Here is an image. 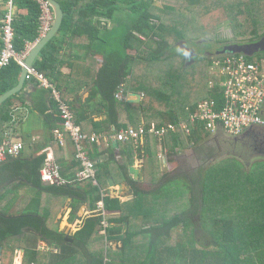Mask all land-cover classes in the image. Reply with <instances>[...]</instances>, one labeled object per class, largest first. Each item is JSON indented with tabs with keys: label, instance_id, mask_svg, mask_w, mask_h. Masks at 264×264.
Here are the masks:
<instances>
[{
	"label": "trees",
	"instance_id": "obj_1",
	"mask_svg": "<svg viewBox=\"0 0 264 264\" xmlns=\"http://www.w3.org/2000/svg\"><path fill=\"white\" fill-rule=\"evenodd\" d=\"M56 1L64 12L60 35L42 50L35 69L61 91L65 88L64 84H57L54 79L57 64L64 63V60H59L60 37L62 36V43L66 39L72 43L71 40L87 38L88 45L85 49L90 46L98 53L104 48L101 52L105 63L97 73L95 85L85 105L90 108V104L97 102L99 114L108 116L102 122L106 126L103 130L109 131V127L114 126L115 134L130 127L139 129L144 125L149 128L154 120L158 122L155 124L157 127L166 122L180 126L183 121L189 120V116L201 102L210 99L215 100L219 108H223L225 93L221 84L224 80L218 75L216 79L213 78L212 74L215 73L207 76L205 86L193 83L186 93L188 81L183 76L189 73L191 77H201L204 70L200 66V59L194 60L196 63L188 67H185V62L181 66L177 63L181 57L179 43L187 42L188 27L193 26L192 31L197 33L198 36L192 34L195 40L201 37H211L210 40H213L217 27L226 22L233 29L235 42L254 43L264 37V0H188L192 11L187 14L176 12L174 8L164 11L152 0ZM214 3L223 8L219 11L210 9L209 6ZM16 8H26L31 15L30 21L22 27L17 19V9L15 10L14 48L17 53L24 54L26 42H37L40 38L42 10L36 0H16ZM111 23L116 26L109 30ZM102 24H106L105 32L99 27ZM171 24L176 26L168 27ZM170 36L175 38L176 44H169ZM3 48L1 30L0 56ZM228 56L236 55H220L218 60L223 61ZM246 59L255 62L250 57ZM263 59L264 55L259 56L256 61ZM212 64L214 62L209 61L207 66ZM142 65L148 70L159 69L164 88L169 86V79L178 75L172 92L142 84ZM164 66L169 67L164 69ZM195 68L197 69L193 72ZM200 69L202 71L197 72ZM21 71L22 67L15 59L9 67L0 70V97L17 86ZM121 91L124 100L117 98ZM129 93L141 94L143 101L139 104L129 103ZM13 99L10 98L0 106V140L4 136L5 124L13 119ZM63 100L77 114V110L65 97ZM174 101L177 102L176 105ZM55 102L57 105L53 106V114L42 112L47 129L52 135L61 123L59 105L56 100ZM160 102H166L168 106L161 109ZM86 106H82L84 113ZM146 108H151L149 111L158 119L153 115L147 119ZM82 119L76 118L75 122L80 126ZM210 136L211 134L198 130L188 137L179 131L165 137L164 149L168 155H178V150L200 144L205 137ZM146 140L145 171L157 183L150 190L145 189L142 182L130 178V168L138 154L132 142H118L120 154L128 158L123 164L117 161L116 147L111 141L108 144L102 143L108 147L110 154L104 162L99 161L101 153L97 146L101 144L88 148L90 158L96 165L97 185L91 180L74 182L76 173L81 170L79 163H76L74 174L68 176L62 171L63 177L72 183L46 186L40 171L49 157L48 153L32 159L9 158L0 163V200L10 194L17 197L20 193L17 188L21 185L35 192V195L30 193V200L16 214L11 211L17 198L0 207V245L25 233L26 236L37 237L38 241L49 246L55 245L61 251L59 256H51V259L49 253L40 252L38 247L28 248L26 264H42L43 260H49L48 264H264V161L246 169L235 156H231L227 160L213 161L209 169L207 167L210 164L207 167L204 165L206 169L204 172L203 167L200 169L203 174L198 180H187L181 175L170 178L169 173L161 174L156 138L148 135ZM226 141L234 140L227 138ZM113 164L115 169L111 168ZM117 173L122 180L131 184L134 190L133 200L124 203L109 195L102 198L104 184L108 185L111 178L115 180ZM184 178L189 184L191 197L182 192L175 193L180 188L172 189L174 183L182 186L186 182ZM46 194L53 199H71L74 218L79 204L87 203L95 211L98 202L103 200L108 213H119L110 223L129 224L125 233L122 228L115 226L108 229V236L122 233L121 247H112L108 252L109 257L105 258V236L100 234L102 217L98 214L87 219L84 227L73 237L67 238L59 231L58 224H54L57 212L43 209V197ZM189 199L190 206L184 207L183 203H187ZM174 232L190 233L189 242L179 240L176 245H171ZM100 239L103 248L101 252H96L92 249ZM79 257L83 259L80 263Z\"/></svg>",
	"mask_w": 264,
	"mask_h": 264
},
{
	"label": "crops",
	"instance_id": "obj_2",
	"mask_svg": "<svg viewBox=\"0 0 264 264\" xmlns=\"http://www.w3.org/2000/svg\"><path fill=\"white\" fill-rule=\"evenodd\" d=\"M16 9L15 10H16L17 19L19 21V24L22 27H24L26 22L30 21V16H31L30 12L26 8H21V9L16 8ZM5 11H6L5 0H0V42H1V26L3 25ZM52 13H53V10H52ZM15 21H16V18H15ZM99 27L102 31L104 32L106 31L104 25L99 26ZM111 27H114V26L110 25L109 30L111 29ZM59 32L54 36V38L60 35ZM108 35H110V33ZM61 37L58 40V45L60 46L59 47L60 48L59 49V52H60L59 60L60 59L64 60V63L59 62L57 64V68L55 71L56 77H54L55 82L61 85L64 84L65 88L61 89L62 96L63 98L65 97V99L68 100L72 104L73 108L77 110V114L75 113L76 118L77 119L83 118L82 119L83 122L80 125L82 129L89 134L101 133V134H104L106 137L111 138L112 135H115L114 133L115 128L114 126H110L109 131L103 130L106 128V126L102 125V122L105 121L108 116L103 113L99 114L100 110H98V107L96 105L97 102H95L93 105L90 104L89 106H92L90 108L85 105L87 99L90 96L91 90L93 89L95 85L94 83L97 78V73L100 71L101 67L105 63V57L101 52L104 50V48H101L100 53H98V51H95L90 46L85 49V46L88 45L87 38H77L75 40H71L72 43L67 42V39H66L65 42L67 43L65 42L62 43ZM40 40H38L37 42L27 41L26 42V52H25L27 54L26 58L22 61L18 59L16 60V62H18L20 66L22 67V71H21L17 86H19L21 82V78H22L24 70L27 69L26 64H28L30 53L34 49V47L40 42ZM41 53L42 51L35 59V63L32 68H35L36 62L40 59ZM29 70H28V73H29ZM54 86L56 87V85ZM12 98H14L11 104V107L13 110L12 123L15 124L14 134L15 136H20L25 143V150L23 154L21 155V157L32 159L43 153H48L50 157H53L56 160L57 164L61 168V172L65 171L68 176L74 174L76 171L75 166L77 165L76 164L77 161L75 159L76 150H75V145L73 141L68 138V142L66 143L65 146H60L58 143H56L53 135L49 133L47 129V126L45 124L46 118L45 116L43 117V114H42V112H46V114H49V115L54 113L53 106H56L57 104L55 102V99L51 91L46 89L38 78L36 77H32L31 79L26 78V81L21 91L18 92ZM82 106L87 107V110L85 111V113L84 111H82L83 110ZM9 124H11V122L5 124L4 126V133H3L4 136H5V130H6L5 128ZM152 124H158V123H152ZM171 135L173 134H169V136ZM146 141L147 140L145 139L141 142V144L138 146L140 148L134 145L135 150L137 151L138 154H137V157L135 158L134 163L131 165V167L133 166V167L143 170V174H142L143 178L141 179L139 177L138 179H136L133 174H131L130 172L129 174H130L131 179L142 182L144 185V188L147 190H150L154 188L157 183L156 181L153 180L154 177H152L150 173L148 175L145 171ZM164 141L165 139L162 141L156 138V142L158 145L157 151H158V159L160 162L161 174L169 173V171H171V167L174 162L172 161V158L174 157V155H168L167 151L164 149L165 147ZM102 143L100 146H97V147L99 149V152L101 153L99 161L104 162L107 160L110 154H109L108 147L104 146ZM104 143L108 144V142L107 143L104 142ZM112 143L116 147L115 154L117 156V161L120 164L127 162L128 158L123 157L122 154H120L119 143L116 142L115 140L112 141ZM179 151L180 150H178V152ZM111 168L115 169L116 168L115 164H113ZM116 179H115V182H116L115 188L111 187L109 185V182H108V185L104 184L103 191L105 192V196L109 195L111 196V198H117L121 200V202H124V203L133 200L134 190L131 184L128 181L122 180L120 174L118 173L116 174ZM121 185L122 187H120ZM17 190L20 191L17 197H14L13 194H10L5 197L4 202L8 203L12 199H16L19 196H22V198H24L25 192L28 191L29 188H27L24 185H21V187H18ZM8 198H10V200ZM50 200H51L50 196L46 195V198L43 200V209L44 208L47 210L53 209V212H57V215L54 217V220H55L54 224L56 223L58 224L59 231L64 233L67 238H71L77 232H79L84 227L87 219H89L93 215H97V209L93 211L89 208V205L87 203H81L79 204L77 215L74 218L72 216V212L74 208L72 207L71 199H68V198L60 199V202H54L53 198L51 201ZM27 202L28 201H26L25 204ZM14 203H17L16 204L17 206L18 199H17V202L15 201ZM48 203L50 204V206H47ZM25 204L21 207L20 209L21 211L25 207ZM20 210H18V212H20ZM118 215L119 213L117 214V212L108 213L109 223L112 218H117ZM110 226L117 227L115 224H112V223H110ZM119 228H122V232H124L123 227H119ZM121 235L122 233L121 234L116 233L109 237V241H110L109 243H110L111 248L112 247L116 248L117 246L121 247V242H120ZM31 237L27 236L29 248L38 247V250L40 252L42 251L47 252L49 253L50 257L51 256L57 257L61 254V251H59L55 245L49 246L47 243L43 241H38L37 237H33V236ZM109 243L107 242V240L105 241L106 249L108 248ZM102 248H103L102 240L100 239L97 241V244L93 246L92 250L95 251L97 249L96 252H101ZM81 259L82 257H79V260H78L79 263L82 262L83 259L82 260ZM48 262L49 260L48 261L43 260L42 264H48Z\"/></svg>",
	"mask_w": 264,
	"mask_h": 264
},
{
	"label": "built area",
	"instance_id": "obj_3",
	"mask_svg": "<svg viewBox=\"0 0 264 264\" xmlns=\"http://www.w3.org/2000/svg\"><path fill=\"white\" fill-rule=\"evenodd\" d=\"M42 15L40 17V39L44 38L51 30L54 23V15L47 0H37ZM16 0L6 1V11L4 14L3 32L4 48L0 56V70L11 65L13 59L24 60L26 53L19 54L14 48V23H15ZM215 70L223 78L221 86L224 88L225 105L219 108L213 99L201 102L195 111L189 116V120L183 121L180 126L173 123H166L160 127L155 124L149 128L145 126L135 129L130 127L126 130L112 135L111 138L104 134H87L75 122V114L71 105L63 100L62 92L51 84L46 77L35 68H31L26 78H38L43 86L50 90L54 99L59 105L61 123L53 131L54 140L60 146H65L68 138L75 145V159L80 164L81 170L76 173L74 182L91 180L96 181V165L91 160L88 147L100 145L102 142H132L138 147L148 135H153L159 140H164L169 134H176L182 131L186 136H192L195 131L209 133L211 135L223 132L230 138L241 136L253 128L264 130V60L247 61L244 55L226 57L225 60H217ZM119 100H124L121 93L117 95ZM15 124L6 126L5 136L0 140V163L9 158H19L25 150V143L20 136L14 134ZM181 129V130H180ZM43 183L50 185L65 186L72 181H68L62 175L61 168L53 157H48L40 171ZM105 192L102 191V198ZM97 214L102 217L101 233L107 237L110 226L108 212L104 208V201H99Z\"/></svg>",
	"mask_w": 264,
	"mask_h": 264
},
{
	"label": "rangeland",
	"instance_id": "obj_4",
	"mask_svg": "<svg viewBox=\"0 0 264 264\" xmlns=\"http://www.w3.org/2000/svg\"><path fill=\"white\" fill-rule=\"evenodd\" d=\"M152 1L157 6H159V9L161 8L164 11L169 9V8H174L176 10V12H180V13L182 12V13H186V14L189 13L190 11H192L189 7L190 4H189L188 0H152ZM209 8L210 9H216L217 11H219L223 8V6L218 4V3H214V5L209 6ZM195 9H197V8H195ZM103 25L106 26V24H102V26ZM110 25L115 26L114 23L113 24L111 23ZM173 26H176V24H171L168 27H173ZM192 27H188V34H186V39H187V43H188L187 46L194 48V50L197 52L195 60L196 59L202 60V63L200 66H202L203 67L202 69H204V70L202 71V69H200L197 71V72L202 71L201 73L203 76H201V77H195V75H194V77H191V75L189 73H188L189 75L185 74L183 76L184 80H186V82L188 81L186 93H188V91L190 90V87L193 83L203 84L205 86L207 76H210L214 71H216L215 70V64L207 66V63L209 61L216 63L217 60L219 59L218 58L219 56L214 55L211 58H209L206 53L207 52L216 53V51L221 50V48L223 46L233 44L235 42L233 29L229 26V24L227 22L222 23L217 27V31L214 35L213 40H210L211 37H209V38L201 37L200 39H197L198 35L195 31H192V29H193ZM193 33L197 35L195 37L197 40H195L194 37L192 36ZM168 40H169V44H171V45L176 44L175 38L170 36V37H168ZM180 42H182V41H180ZM98 44H99V42L96 45H98ZM105 46H108V44H105ZM97 48H99V47H97ZM185 53L186 52L183 49H181V51H179V54L181 55L182 58L180 57L178 59L179 62H177V63L180 66H181L182 62L186 63L188 61L186 59L187 55H185ZM252 59L256 61L258 59V57L252 58ZM195 63L196 62L189 63L186 67L192 66ZM141 67H142V74H141L142 84H144L145 86L150 87V88H154V89H158V90H162V91L164 90L165 92H168V93L172 92V88H174L177 84L178 75H175L171 79H169L168 80L169 86L164 88L163 87V79L160 76L161 74L159 73V69L156 68L155 70H148L147 68H145V65H142ZM167 67H169V66H164V69H168ZM196 69L197 68H195L193 70V72H195ZM143 70H144V72H143ZM212 75H214L213 78L216 79L218 72H216L215 74H212ZM182 89H184V87ZM174 104L176 105L177 102L174 101ZM159 105H161V107H162L161 109H165V107L168 106V104L166 102H162V103L160 102ZM150 109L151 108H146V110H145L146 111V118L148 119V117L153 115V117L155 119H158V117H156L152 112L149 111ZM138 119H140V118H138ZM141 119L143 121V117ZM154 123H158V122L154 121ZM164 124H166V123H164ZM221 138H223V140H220ZM227 138H229L228 134L220 132L219 134L211 135L210 137H205L204 141H202L200 144H197V145L192 144L190 147H187L186 149H182L181 151H179L178 155H174V157L172 158V161H174V162H173L172 167L170 166L171 171H169V177L175 178V177H178L181 175V176H185L187 180H198L197 178L203 174L204 170L207 167V164H210V163L212 164L216 161L227 160L231 156H235V158L238 159L244 165V167L246 169H250V168H252V166L254 164L264 161V155L260 154V153H253L252 152L253 149H250L248 144L247 145L246 144H240V143L236 144L235 142H232V141H230V142L226 141ZM229 140H230V138H229ZM211 164H210V166L207 167L208 169L210 167H212ZM262 164H264V162ZM204 165H206V167H204ZM202 167H203V172L200 173V169ZM257 168H258V166L255 167V169H257ZM186 179L184 178V181H186V182L183 183L182 186H178L174 183L172 185V189L174 190L176 188H180L179 190L175 191V193L182 192L183 195L186 194L187 197H191V192H190V189L188 188L189 184L187 183ZM30 191L28 190L25 192L24 198H22V196H19L17 198L18 199V205L16 206L17 203H14L15 206L12 207V209H13L12 213L13 214H16L18 212V210H20L21 207L25 204V202L30 200L29 199L30 193L35 195V192L33 190L30 189ZM171 193H172V191H171ZM46 195L43 197V200L46 198ZM8 199L10 200V198H8ZM51 200H52V198H51ZM53 201L54 202H60V199L54 198ZM5 204H6V202L1 201L0 206H4ZM199 204H201V201L199 202ZM47 206H50V204L48 203ZM47 206H46V208H47ZM183 206L189 207L190 206V199L188 200L187 203H183ZM174 233L175 234L173 236V239L170 241L171 245H176V243H178L179 240H182L184 243L189 242L190 233H188V234H178L176 232H174ZM20 243H23V242H20ZM95 251H97V249ZM105 252H106L105 258L106 257L108 258L109 257L108 254H110L108 252H110V251L107 249ZM50 258L53 259V257H50ZM11 261H10V264H11ZM16 262H17V260H16ZM17 264H21V262L18 261Z\"/></svg>",
	"mask_w": 264,
	"mask_h": 264
},
{
	"label": "water",
	"instance_id": "obj_5",
	"mask_svg": "<svg viewBox=\"0 0 264 264\" xmlns=\"http://www.w3.org/2000/svg\"><path fill=\"white\" fill-rule=\"evenodd\" d=\"M49 2V4L51 5V8L53 10L54 13V23L53 26L50 30V32L42 39L40 40V42L34 47V49L31 51L30 53V57H29V61L27 65V69L24 70L22 78H21V82L19 84V86H16L15 88L11 89L9 92L5 93L4 95H2L0 97V106L3 105L6 101H8L10 98H12L13 96H15L18 92L21 91L25 81H26V76L28 74V70L30 68L33 67L34 63H35V59L37 58V56L40 54V52L46 47V45L54 38V36L60 31L61 26L63 24L64 21V12L62 10L61 5L56 1V0H47ZM179 47L181 49H183L186 53L187 56L190 57V62L189 63H194L195 57H196V52L193 49H188V47L186 46V42H180ZM225 51H229L233 54H243L246 55L247 57H253L256 53H260L264 51V38L262 40H260L258 43L256 44H248V45H238L235 44L233 46L228 47ZM127 100L129 103H133V104H139L143 101V96L141 94L138 93H129L127 96ZM245 135V134H244ZM238 136V137H234V140H238L242 137ZM130 173L134 175V177L136 179H138L139 177L142 179V174H143V170L138 169L136 167H131L130 168ZM109 185L111 187H116V182L113 178L109 179ZM46 186H49L50 184L45 183ZM122 187V185L120 186ZM117 227H123L124 228V232L128 231V227L129 224L128 222H123L121 224H115ZM2 249L0 248V257L2 256L1 254ZM19 262H22V259L20 258Z\"/></svg>",
	"mask_w": 264,
	"mask_h": 264
},
{
	"label": "flooded vegetation",
	"instance_id": "obj_6",
	"mask_svg": "<svg viewBox=\"0 0 264 264\" xmlns=\"http://www.w3.org/2000/svg\"><path fill=\"white\" fill-rule=\"evenodd\" d=\"M259 41L260 40L255 41L254 43H247V44L246 43L241 44L238 42H234L233 44L223 46L221 48V50L216 51V53L207 52L206 54L209 58H211L214 55H217V56L231 55V54L232 55H243V54H233V53H231L229 51H225V50L228 47L233 46L235 44L248 45V44H256ZM188 49L194 50V48H192V47H188ZM263 55H264V51L260 52V53H256L254 55L255 57L253 56L251 58H256V57L263 56ZM244 56L247 57L246 55H244ZM186 59L188 61L186 62L185 67L189 64V62L191 60L189 56ZM233 142H235L236 144H239V143L240 144H246V145L248 144L249 148L253 149V151H252L253 153H260V154L264 155V130L263 129L253 128V129L249 130V132L245 133V135L243 134V136L240 139L234 140ZM1 201H4V200H0V205H1ZM6 204L4 206H6ZM4 206H0V207H4ZM20 242H23V243H20ZM0 248L2 249V252H1L2 256L0 257V264H10L11 260H12L11 264H15V263L17 264V262L20 260V258L22 259L21 264H26L27 251L29 248V243H28L27 236L25 233H23V235H21V236H17L16 238L13 237L11 239L4 241L3 244L0 245ZM16 260H17V262H16Z\"/></svg>",
	"mask_w": 264,
	"mask_h": 264
},
{
	"label": "clouds",
	"instance_id": "obj_7",
	"mask_svg": "<svg viewBox=\"0 0 264 264\" xmlns=\"http://www.w3.org/2000/svg\"><path fill=\"white\" fill-rule=\"evenodd\" d=\"M185 55H187V53H185ZM257 62V61H256ZM230 138V137H229ZM234 138V137H233ZM233 138H230V139H233ZM45 184V183H44ZM103 191V190H102ZM110 227V226H109ZM101 229V228H100ZM109 229V228H108ZM100 233H101V230H100ZM102 234V233H101ZM107 234H108V232H107ZM103 235V234H102ZM109 237L110 236H108L107 235V237L105 236V241L107 240V242L109 243L110 241H109ZM106 248V247H105ZM108 250H110L111 249V246H110V243L108 244V248H107ZM106 249V250H107Z\"/></svg>",
	"mask_w": 264,
	"mask_h": 264
}]
</instances>
